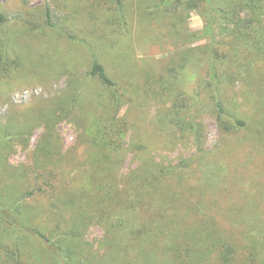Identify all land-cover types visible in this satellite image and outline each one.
Returning a JSON list of instances; mask_svg holds the SVG:
<instances>
[{
    "label": "rangeland",
    "instance_id": "obj_1",
    "mask_svg": "<svg viewBox=\"0 0 264 264\" xmlns=\"http://www.w3.org/2000/svg\"><path fill=\"white\" fill-rule=\"evenodd\" d=\"M116 1L0 0V13L6 18L0 26V123L7 125L15 118L23 125L32 120V127L15 137L7 165L19 169L33 165L38 142H50L45 139V116L56 103L53 144L64 157L58 167L67 181L60 198L74 199L88 182L95 153L89 139L102 146L122 138L124 152L110 160L103 172L109 183L120 189L144 163L145 167L171 168L173 176L168 181L175 192L170 198L175 201L169 200L170 205L177 204L185 214V207L197 204L218 229L241 241L243 229L254 227L240 223L242 215L254 212L259 216L256 224L264 222V52L250 55L239 48L233 38L238 31L233 20L243 23L251 17L255 21L257 11L236 6L224 18L212 10L223 4L220 0H212L211 7L202 1L184 11L176 34L169 35L167 29L182 6L166 8L167 0H121L124 21L112 22L118 11L107 6L117 8ZM207 24L212 25L213 39L202 35ZM186 47L194 48L192 62L179 70L176 88L204 101L206 86L214 82L224 90L226 113L244 122L239 126L228 119L222 126L213 110L203 111L197 115L203 127L202 149L193 132L174 124L159 127V121L167 119L164 114L173 96H156V79L171 80L169 70ZM94 55L115 81L119 96L124 93L117 103H112L111 89L87 75ZM211 65L218 71L215 80L210 79ZM145 79L150 99L143 92ZM74 86L81 88L83 98L62 111L60 99ZM113 115L122 118L124 129L116 120L103 125V119ZM140 142L146 144V151L136 148ZM12 181L24 192L38 187L31 176ZM41 193L31 194L26 205L41 203ZM202 201L206 203L199 206ZM170 205L167 210H175ZM44 211L46 220H62L54 204ZM104 235L94 221L87 226L84 240L97 249ZM256 238L250 252L256 264H264V234Z\"/></svg>",
    "mask_w": 264,
    "mask_h": 264
},
{
    "label": "trees",
    "instance_id": "obj_2",
    "mask_svg": "<svg viewBox=\"0 0 264 264\" xmlns=\"http://www.w3.org/2000/svg\"><path fill=\"white\" fill-rule=\"evenodd\" d=\"M202 1L211 7L212 0H167L166 8L182 6L176 12L167 33L176 34L184 11L198 7ZM220 1L223 4L218 10L213 7L212 10L216 14L221 13L224 18H229L236 6L257 11L255 21L250 17L241 23L235 20L241 19L233 17L238 28L233 38L237 39L239 48L247 54L264 52V0ZM116 2L117 8L107 6L115 13L118 11L116 21L112 22L118 19L123 22L126 10L121 0ZM5 20V16L0 13V26ZM204 29L202 35L208 34L213 39L212 25L207 24ZM192 51L193 47H186L177 63L170 68V81L156 79L158 86L155 94L158 97L165 96L163 93L173 96L171 106L164 114L167 119L160 120L159 127L174 124L186 132H193L195 143L202 149L203 127L197 115L201 116L203 111L213 110L222 126L228 119L239 126H243L244 122L226 113L222 96L224 90L214 82L206 86L208 96L204 101L196 100L187 95L186 91L176 88L179 70L183 71L191 64ZM210 71V79L215 80L217 69L211 65ZM87 75L112 90V103H117L120 96L124 95L122 93L119 96L115 81L95 55L92 56ZM142 88L150 99V86L146 79ZM80 98H83L82 90L74 86L71 92L61 97V110H68L72 103L80 102ZM55 107L56 103L49 110V115L45 116V139H50V142H38L34 163L29 168L19 169L7 165V156L12 150L15 137L18 134L24 135L32 127V120L28 119L23 125H19L15 118L7 125L0 123V264H256L257 258L252 255L250 248L259 240L256 236L264 234V227H261L264 222L256 224L259 217L257 213L241 216L240 223H252L254 227L251 230L243 229L239 241L218 229L209 217L202 214L197 204L185 207V214L180 212L177 204L170 205L169 200L175 201L170 198H174L175 192L168 181L173 176L171 168L145 167L144 163L138 171L134 170L127 176L120 189L109 183L103 172L108 168L110 160L124 152L122 138L106 141L102 146L94 144L95 140L89 139L88 142V138H85L95 149L93 159L90 160L94 169L88 175V182L81 185L80 195H73L74 199L60 198V189L67 181L60 177L62 175L58 167V164L65 162L64 157L53 144L57 136L53 130ZM114 120L124 129L125 122L115 115L112 119L104 118L103 125ZM95 126L99 127L97 121ZM136 148L147 149L143 142L137 143ZM8 166L13 170L11 175L6 172ZM21 175L31 176L38 183L34 189L40 193L42 191V197L39 196L41 203L26 205L25 200L35 191L24 192L14 187L12 180L15 182ZM10 188L14 191L9 195L7 191ZM206 202H198V205L202 206ZM49 203L58 207V218L62 220H46L42 216ZM210 204H213L212 200ZM166 205L173 206L175 210H167ZM94 221L105 231L97 249L84 240L87 226Z\"/></svg>",
    "mask_w": 264,
    "mask_h": 264
}]
</instances>
